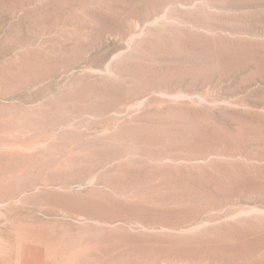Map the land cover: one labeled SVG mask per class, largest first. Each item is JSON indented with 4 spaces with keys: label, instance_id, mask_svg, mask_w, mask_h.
Returning a JSON list of instances; mask_svg holds the SVG:
<instances>
[{
    "label": "rangeland",
    "instance_id": "obj_1",
    "mask_svg": "<svg viewBox=\"0 0 264 264\" xmlns=\"http://www.w3.org/2000/svg\"><path fill=\"white\" fill-rule=\"evenodd\" d=\"M0 264H264V0H0Z\"/></svg>",
    "mask_w": 264,
    "mask_h": 264
},
{
    "label": "bare ground",
    "instance_id": "obj_2",
    "mask_svg": "<svg viewBox=\"0 0 264 264\" xmlns=\"http://www.w3.org/2000/svg\"><path fill=\"white\" fill-rule=\"evenodd\" d=\"M186 8V7H185ZM163 23V22H162ZM169 26V25H168ZM81 30V29H80ZM107 66H108V64H107ZM183 96V95H182ZM181 98V97H180ZM184 98V97H183ZM195 98V97H194ZM174 99V98H173ZM187 99V98H186ZM200 101V100H199ZM179 104V103H178ZM142 108V107H141ZM103 132V131H102ZM193 133V132H192ZM255 212V211H254Z\"/></svg>",
    "mask_w": 264,
    "mask_h": 264
}]
</instances>
